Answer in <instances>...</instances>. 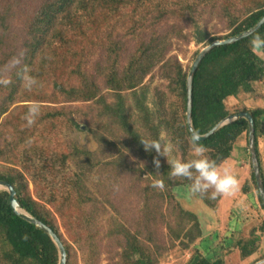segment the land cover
I'll use <instances>...</instances> for the list:
<instances>
[{"label": "trees", "instance_id": "1", "mask_svg": "<svg viewBox=\"0 0 264 264\" xmlns=\"http://www.w3.org/2000/svg\"><path fill=\"white\" fill-rule=\"evenodd\" d=\"M165 2L168 4L169 0H41L28 15L26 0H0V76L10 80L7 86L0 84V163L7 164L0 171V181L12 184L20 207L59 236L67 252V264H72L73 246L62 233L58 218L72 230L74 225L81 226L79 215H85L87 205L102 202L86 188L81 178L73 180L72 186L64 193H54L47 198L43 194L35 197L26 175L31 167L26 166L25 171L17 168L22 163L20 156L26 150L21 145L40 131L41 137H47L61 124L76 122L72 115L78 108L72 105L57 107L55 104L96 102L94 110L98 113L94 123L105 122V129L115 132L119 142L125 146L133 142L144 161L141 167H126L127 172L133 171L138 177L134 182L135 192L163 194V190L151 186L154 179L163 180L171 188L181 184L189 186L186 179L170 178V166L163 161L165 157L154 149L145 151L140 138L159 140L162 146L169 140L177 147L182 160L192 159V135L187 123V80L192 67L186 69L178 56L171 54L174 39L188 44L190 38L180 29H168L167 34L162 35L151 28V35L145 36L148 28L146 17L154 13L153 17L158 18V22L168 16L194 20L193 24L197 26L194 38L207 45L249 30L264 17V0H172L174 7L166 6ZM150 4L153 6L151 10ZM217 5L225 14L223 19H227V29L231 30L225 36H211L208 29L199 25V8L210 13L211 8L215 9ZM21 15L24 22L20 20ZM121 21L126 30L117 26ZM105 23L109 26L107 37H101ZM151 25L155 27L154 23ZM71 30H75V34L72 35ZM88 32L93 37H89ZM125 35L132 36L135 43ZM256 35L264 38V25L251 36L217 46L204 56L194 74L192 118L196 133L205 135L229 116L250 112L255 120L257 154L264 182V164L259 150V140L264 134V108L233 113L226 104L228 98L254 92L255 83L264 79V59L251 50L250 42ZM82 41L89 50L80 48ZM99 47L102 57L92 70L89 64L91 51H98ZM14 58L20 60L18 65L14 66ZM124 58L127 59L125 64ZM24 67L39 81V85L30 91L24 87L19 75ZM157 68L160 77L167 82L165 89L156 87L153 90L151 83L146 81ZM49 86L53 87V93L42 95ZM105 89L114 96L111 103L106 101ZM151 93L154 96L152 107L148 103ZM33 101L39 102L41 110L35 125L29 128L22 117ZM50 103L52 105H48ZM104 117L107 122L102 120ZM87 121L85 117L83 123L89 127ZM139 127H144L145 133L140 132ZM94 130L89 128L97 138L98 132ZM164 131L168 136L166 140L161 137ZM243 134L248 139L249 120L244 117L222 125L209 138L198 142L221 166L232 156ZM39 139L35 138L31 143ZM104 143L109 144L110 140H104ZM247 143L249 150V139ZM72 147L73 150L65 152V160L73 158L79 164L96 157L78 145ZM154 158L160 161L159 169L153 163ZM252 178L264 208L254 170ZM150 194L145 207L147 216L142 215L139 221L131 218L132 213H125L127 201L124 195L116 194V199L107 196L104 202L120 216L119 222L114 220V228L109 232L112 250L107 264H159L167 246L157 229L156 215L150 213ZM195 196L212 210L220 200V196L216 199L199 194ZM173 197L176 199L177 196ZM178 203L172 207L169 218L162 212L161 216L170 228L169 235L173 240L183 242L190 238L193 241L202 235V224L196 214ZM194 229L198 233L193 237L191 232ZM0 236L5 245L0 253V264H60V252L52 237L14 210L10 192L4 188L0 190ZM241 248L245 256L251 255L246 245ZM187 264L226 263L221 257L209 258L196 251Z\"/></svg>", "mask_w": 264, "mask_h": 264}, {"label": "rangeland", "instance_id": "2", "mask_svg": "<svg viewBox=\"0 0 264 264\" xmlns=\"http://www.w3.org/2000/svg\"><path fill=\"white\" fill-rule=\"evenodd\" d=\"M26 1L28 2L29 15L31 10L41 0ZM171 1L169 0L168 4L165 2L166 6L174 7L175 5ZM151 7L153 8L150 4V10ZM199 10L198 13H201L199 25L205 30L208 29L211 36H225L231 32V30L227 29V19H223L225 14L219 5L215 9L211 8L210 13L202 11L201 8ZM153 14L150 13L149 17H146L148 28L144 32L145 36L151 35V28L161 32L162 35L167 34L166 30L168 29H180V32L182 31L184 35L190 38V42L187 44L184 40L174 39V47L171 54L177 55L184 67L190 70L196 56L207 46L205 43H198L194 38L195 29L197 28L193 24L194 20L188 21L168 16V18L158 22L159 19L154 18ZM139 18L140 16H137V19ZM20 20L24 22L23 15L20 16ZM151 23H154L155 27L150 26ZM117 26H120L122 30L124 28L122 21ZM108 27V23H105L102 27L101 37H107ZM71 31L72 35L75 34V30ZM116 33H118L117 30ZM88 35L93 37L91 32H88ZM134 36L138 37L137 34ZM125 37L126 39L131 38L130 41L135 43V39L132 36L125 35ZM79 46L81 49L89 50L84 41ZM98 51L97 49H92L91 51L92 57L89 64L92 70H94L96 63L102 57L100 47ZM126 61L127 59L124 58L123 63L125 64ZM146 81L151 83L153 90L156 87L165 89L167 85L166 80L160 77L158 68ZM101 83L102 85L104 84L102 81ZM254 87L253 93H243L237 97L226 99L229 110L235 113L244 109L264 107V79L255 83ZM53 91V87L49 86L45 89L46 93H42V95H50ZM104 93H107L106 89ZM106 95L108 103L114 101V96L109 93ZM153 98L154 96L151 93L148 100L150 107L153 105ZM95 103L55 104L57 107L72 105L73 108H78L79 110L73 113L72 117L76 121L75 123L79 125L76 126L75 123L69 125L65 122L47 137H41L42 132L40 131L32 138L26 140L21 145L26 147L24 148L26 150L20 156V162L22 161V163L17 166L23 171H25L26 166L31 167L30 172H27L26 175L31 182L30 186L35 197L43 194L47 198L54 193H64L72 186L73 180L81 178L86 188L90 189L97 199L102 202L101 204L92 202V204L87 205L84 211L85 215L83 217L79 215L81 217L80 222H82L81 226L74 225L72 230L67 229L63 220L58 218L62 233L73 246L71 251L72 264H107L109 262V251L112 250L109 232L114 228L115 221L118 220L119 222L118 218L120 216L116 215L109 204L104 202L108 198L107 196H112L116 199L117 195H124L127 201L125 213L128 215L132 213L131 218L134 221H139L142 220V215L147 216L145 211L146 202H148L147 195L151 193L140 194L138 191L135 192L134 182L138 177L133 171L127 172L126 167L128 166L132 169L134 166L141 167V165H144V161L137 150H135L130 138L131 145L125 146L119 142L118 136L114 134L115 132L112 131V133L105 129V122L99 121V125L94 123L97 116L96 113H98L94 110L97 106ZM18 105L16 104V106ZM85 117L88 120L89 127L83 123ZM102 120L107 122L106 117L102 118ZM0 122L2 123V119ZM89 128H94V131L98 132L97 138L94 137L95 134L93 135L89 131ZM112 128L114 129V127ZM138 129L142 133L146 131L144 127H139ZM38 137H40L39 140L31 143L33 139ZM161 137L163 140L167 139L168 136L165 131ZM100 140L102 141L101 143L99 142ZM104 140H110V143L106 144ZM167 143L171 142L167 140ZM171 144L173 145V151L168 158L181 159L177 147L173 143ZM73 145L89 150L96 154V157H92L90 161L88 160L85 163L79 162V164L73 158L65 160L63 157L65 152L73 150V147L71 148ZM248 160L250 161V168L244 165V160L241 159L232 160L221 167V169L228 168L237 177L239 187L232 195L220 196L215 209L216 213L213 212L215 210L205 207L197 196L192 195L189 191V186L185 184L175 188L165 185L163 194H150V213L151 215L152 213L154 216L156 215L158 220L156 222L157 229L161 234L162 242L167 246L159 264H187L196 251L209 258L221 257L226 264H256L264 260V208L252 178L253 165H251V158L249 157ZM163 161H167V158L165 157ZM6 165L0 163V171H3ZM117 190L118 193L116 192ZM174 195L177 196L176 199L173 197ZM177 201H179L183 209L196 214L202 224V235L196 237L193 241L190 238L185 239L183 242L173 240L169 235L170 228H168L161 216L162 212L166 215V218H169L172 207L177 206ZM197 233L198 231L194 229L191 232V236ZM243 245H246L249 251L252 252L251 255L245 256L243 254L241 248ZM4 246L0 236V253L5 249Z\"/></svg>", "mask_w": 264, "mask_h": 264}, {"label": "clouds", "instance_id": "3", "mask_svg": "<svg viewBox=\"0 0 264 264\" xmlns=\"http://www.w3.org/2000/svg\"><path fill=\"white\" fill-rule=\"evenodd\" d=\"M250 43L252 52L264 59V38L256 35ZM19 63L20 60L14 58V66ZM19 75L27 90L30 91L39 85V81L29 73L27 67H24ZM9 83L10 80L6 76H0V84L7 86ZM40 110L41 105L39 102L33 101L28 104L27 112L22 117L26 127L30 128L35 125ZM140 139L145 151L154 149L158 155L167 158V163L170 166V178H183L190 182L189 191L192 195L199 194L208 196L209 199H216L218 196L232 195L239 187L237 177L228 168L221 169L217 161L207 154L208 149L199 144L196 136L190 138L193 157L187 161L168 158L173 151L171 143L162 146L159 140ZM153 163L157 169L160 168L159 159L154 158ZM151 186L160 190L165 188V184L161 179H154Z\"/></svg>", "mask_w": 264, "mask_h": 264}, {"label": "water", "instance_id": "4", "mask_svg": "<svg viewBox=\"0 0 264 264\" xmlns=\"http://www.w3.org/2000/svg\"><path fill=\"white\" fill-rule=\"evenodd\" d=\"M264 25V17L251 29L246 30L234 37H231L226 40H216L213 43L207 45L204 49L201 50V52L196 57L192 69L189 73L188 80H187V123L189 130L191 132L192 136L198 137V141H203L207 138H209L211 135H213L222 125L231 122L235 119L239 118H246L249 120V151L251 154V160L253 165V170L256 177L257 187L259 189V193L261 196V199L264 204V182L262 179L261 174V167L260 162L257 154V147H256V128H255V120L254 117L250 112H242L237 115H231L223 122L219 123L216 127H214L211 131L206 133L205 135H198L194 129L193 126V80H194V74L200 64V62L203 60L204 56L211 51L213 48L223 45V44H231L234 42H237L241 39H244L246 37L251 36L254 34L257 30H259ZM0 188L7 189L10 192V200L12 203V206L14 210L23 218L27 219L28 221L40 226L44 231H46L53 239L55 244L57 245L59 252H60V264H67V252L65 249V246L62 242V240L59 238V236L54 232L52 228H50L48 225L43 223L42 221L32 217L30 214H28L25 210H23L18 201L15 198L16 191L12 184H10L8 181H0ZM256 264H264V260L257 262Z\"/></svg>", "mask_w": 264, "mask_h": 264}, {"label": "crops", "instance_id": "5", "mask_svg": "<svg viewBox=\"0 0 264 264\" xmlns=\"http://www.w3.org/2000/svg\"><path fill=\"white\" fill-rule=\"evenodd\" d=\"M262 108H264V107H262ZM263 129H264V124H263ZM263 137H264V134H263V136H261V138L259 140V150L261 152V157L263 159V164H264V140H263ZM246 140L248 141L247 135L246 134H243L239 138V140L237 141L236 147H235V150H234L232 156L226 162H224L221 165V167L224 166V165H226L227 163H230V161H232V160L234 161V160H240L241 159V160H244V165L249 166V168H250V161L249 160L247 161V159H249V157L251 158V154H250V152L248 150V143H247ZM210 210H212V209H210ZM213 212L216 213V210L213 211ZM223 215H226V214H223Z\"/></svg>", "mask_w": 264, "mask_h": 264}]
</instances>
